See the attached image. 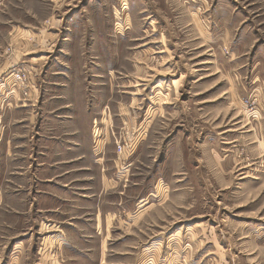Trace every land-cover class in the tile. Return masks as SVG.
I'll list each match as a JSON object with an SVG mask.
<instances>
[{
	"label": "rangeland",
	"instance_id": "rangeland-1",
	"mask_svg": "<svg viewBox=\"0 0 264 264\" xmlns=\"http://www.w3.org/2000/svg\"><path fill=\"white\" fill-rule=\"evenodd\" d=\"M0 56L7 122L29 82L39 111L86 96L88 155L120 200L100 264H264V0H0ZM22 226L0 230L20 264H98L65 258L55 226L12 240Z\"/></svg>",
	"mask_w": 264,
	"mask_h": 264
},
{
	"label": "crops",
	"instance_id": "crops-1",
	"mask_svg": "<svg viewBox=\"0 0 264 264\" xmlns=\"http://www.w3.org/2000/svg\"><path fill=\"white\" fill-rule=\"evenodd\" d=\"M7 67V61H2L0 56V74ZM29 83L32 95L22 98L14 113L15 122L6 120L8 111L3 105L8 94L4 92L6 86L0 83V230L9 229L11 217L24 224L18 228L23 233L12 240L28 233L33 236L35 231L39 233L41 224L55 226L63 250L73 251L62 253L65 258L73 254L91 263L98 259L100 264L104 259L103 240L119 214L114 204L119 205L120 200L114 201V196L106 195L104 165L101 159L88 155L86 135L91 115L88 108L78 110L76 106L83 98L85 102L86 96L71 88L64 101V111H39L36 106L40 103V89L34 81ZM18 97L15 99L19 100ZM93 110H100L97 103L91 106L90 112ZM83 128L87 131L81 134ZM82 149L84 153H80ZM77 170L84 174L73 176ZM224 171L223 178L228 170ZM221 181L225 183L226 179ZM144 202L142 199L139 204ZM102 232L104 237L98 239L96 253L92 254L94 241ZM22 245L21 240L12 242L10 250L8 243L2 245L0 264L24 262L20 254Z\"/></svg>",
	"mask_w": 264,
	"mask_h": 264
},
{
	"label": "built area",
	"instance_id": "built-area-1",
	"mask_svg": "<svg viewBox=\"0 0 264 264\" xmlns=\"http://www.w3.org/2000/svg\"><path fill=\"white\" fill-rule=\"evenodd\" d=\"M25 70V69H24ZM27 73L25 71H23L22 69L18 68H14L12 69V73H10V76L12 77V79L17 83V86H23L19 88V91L22 92L23 95H27L28 90L27 85L29 80H27ZM11 93L14 92V90L11 88L10 89Z\"/></svg>",
	"mask_w": 264,
	"mask_h": 264
}]
</instances>
